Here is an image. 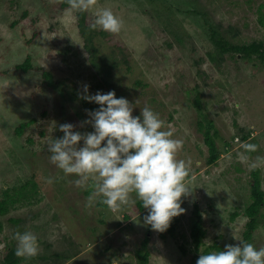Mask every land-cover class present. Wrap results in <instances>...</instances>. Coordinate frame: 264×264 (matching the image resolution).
Masks as SVG:
<instances>
[{
  "label": "rangeland",
  "instance_id": "obj_1",
  "mask_svg": "<svg viewBox=\"0 0 264 264\" xmlns=\"http://www.w3.org/2000/svg\"><path fill=\"white\" fill-rule=\"evenodd\" d=\"M59 2L0 4V200L3 189L27 179L39 185L32 201L0 213L2 240L12 242L14 233L25 231L38 237L40 254L21 264H138L137 251L146 237L148 264H191L195 203L207 229L200 254L218 252L204 253L215 242L224 248L238 244L234 235L264 247V208L252 238L244 237L253 171L238 158L244 143L258 145L256 152L245 153L252 160L264 157V68L256 60L230 57L217 66L207 55L215 47L212 29L236 42L264 41V0H99L90 10L93 19L107 8L124 26L115 35L97 28L89 31L91 37L81 33L77 12L68 6L56 10ZM25 10L26 21L11 25ZM28 57L34 68L14 69ZM42 70L51 77L46 79ZM85 84L90 94L115 91L117 98H126L135 106L134 116L150 107L165 121V130L183 140L179 158L191 161L194 190L182 198L186 211L173 218L175 229L166 238L144 224L148 213L140 210L139 200L117 213L98 202L88 207L91 189L78 188V177L65 176L50 163L47 142L63 136L59 125L93 131L89 124L81 127L88 111L99 107L81 98ZM197 95L202 108L194 104ZM200 120L213 121L219 131L221 155L213 164ZM23 121L30 122L23 136L14 135ZM258 169L264 190V168ZM236 211L240 214L232 218ZM69 249L77 253L53 259L55 252Z\"/></svg>",
  "mask_w": 264,
  "mask_h": 264
},
{
  "label": "clouds",
  "instance_id": "obj_2",
  "mask_svg": "<svg viewBox=\"0 0 264 264\" xmlns=\"http://www.w3.org/2000/svg\"><path fill=\"white\" fill-rule=\"evenodd\" d=\"M61 2L68 4L69 11L88 12L99 0ZM123 26L110 9L101 8L90 28L115 35ZM88 88L87 84L83 86L81 98L99 107L86 110L89 119L81 127L89 124L93 131L82 133L71 123L59 125L63 136L47 142L50 163L65 176L78 177L74 181L78 188L91 189L88 207L98 202L117 213L139 200L148 213L144 224L156 232L166 231L172 219L186 211L181 206L182 198L191 196L194 190L191 161L179 158L183 140L165 130V121L150 107L141 108L140 115L134 116V104L124 97L117 98L115 91L90 94ZM242 148L244 152L238 153V158L248 164L249 171L264 168V157L252 160L245 154L256 152L257 144L244 143ZM13 239L17 242V257L31 259L40 254L38 237L31 231L16 232ZM234 239L239 243L201 254L196 264H264V247L257 249L235 235Z\"/></svg>",
  "mask_w": 264,
  "mask_h": 264
},
{
  "label": "trees",
  "instance_id": "obj_3",
  "mask_svg": "<svg viewBox=\"0 0 264 264\" xmlns=\"http://www.w3.org/2000/svg\"><path fill=\"white\" fill-rule=\"evenodd\" d=\"M1 1L3 0H0V4ZM55 6H56V10H60L67 7L68 4L65 2H59ZM262 6L263 5H261V7ZM28 14L29 12L27 10L23 11L20 17L17 18L15 21H13L11 25L12 24L17 25L20 22L26 21L25 19H27ZM92 16L93 15L90 11L77 12L79 29L81 33L85 34L87 37L90 36L89 31L94 32V30L90 28V25L94 22ZM260 21L262 24H264L263 15L261 16ZM210 37L215 47L213 50L209 51L207 55L209 56L210 61H213L215 65L217 66L222 65V63L225 60H227L228 57H230L232 58V60L236 62L239 60H244L245 62L256 60L264 68L263 40L236 42L233 40V38H229L222 32L216 31L215 29H212ZM0 43H1V39H0ZM92 50H93V46H92ZM32 68H34V66L32 65L31 59L29 57L26 58L25 61L18 63L14 67L15 70H22V71H29ZM108 72L110 71L108 70ZM42 73L43 76L46 77V79L51 77V74L46 70H42ZM201 101L202 100L200 96L197 95V97L194 100V104L197 108H202ZM34 120H32V122H34ZM29 123H30L29 121H23L20 124H18V126L14 130V135L23 136L25 131L24 129L29 125ZM199 130L204 133L205 143L207 144L210 153V157L208 161L210 164H213L219 159L221 155V151L217 145V137L219 136V131L215 128V125L211 120L206 123H204L203 120H200ZM248 133L245 134V136L243 137L244 139L248 138ZM27 140H29V142H32V137L31 136H29V138L27 137ZM252 175H253V184L251 187L252 201L243 211V214L246 217H248L246 222V229L244 231V237L246 240H250L255 230H257V228L259 227L261 209L264 208V190L262 189L260 170L259 169L254 170ZM38 186L39 185L36 182H34L32 179H27L19 186H13L12 188L7 187L3 189L4 190L3 197L0 200V213L6 214L9 212L10 208L13 207V205L17 206V204H27L29 203V201H32V199L36 198V195L38 193L37 192ZM11 191H13V193H11ZM137 203L140 210L143 211L145 208L143 207L142 202L139 201ZM193 212L195 215V219L191 224L190 235L192 238V242L194 244L195 252L191 264H196L197 259L201 255L200 251L202 249L204 238L206 237L207 229L204 227L203 218L199 210L198 204L196 203ZM239 214H240L239 211L234 212L232 218H235ZM17 221L21 222L22 220H17ZM174 229H175V224L172 219L169 228L166 231L160 233L161 237L163 239L166 238L167 233H173ZM145 239L146 240L143 242L142 248L138 249L137 251L139 258L138 264L149 263L150 252L147 249L148 238L146 237ZM1 240L2 239L0 238V241ZM2 241H4L5 243L4 246L5 254L1 259L0 264H21L22 262L27 260L25 258H20L15 255V250L17 246L15 240L9 242L8 240L4 239ZM207 248L204 249V253H208L209 248H214L218 251L224 250L223 245L219 242H215L213 245H210ZM69 251L70 249L66 250V252L63 251L55 252V254H53V259L57 261L59 259H62L63 257L70 258L72 257V255H75L77 253L76 252L75 254H69L67 253ZM40 259L41 260L43 259L44 261L47 262V259L49 258L43 255L40 256Z\"/></svg>",
  "mask_w": 264,
  "mask_h": 264
}]
</instances>
